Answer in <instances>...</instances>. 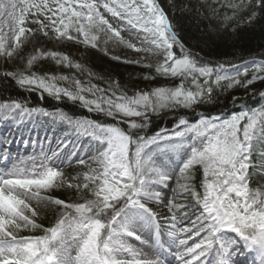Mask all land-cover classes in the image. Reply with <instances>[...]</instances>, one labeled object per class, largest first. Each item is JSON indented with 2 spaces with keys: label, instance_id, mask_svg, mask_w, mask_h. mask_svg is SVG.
<instances>
[{
  "label": "snow or ice",
  "instance_id": "obj_1",
  "mask_svg": "<svg viewBox=\"0 0 264 264\" xmlns=\"http://www.w3.org/2000/svg\"><path fill=\"white\" fill-rule=\"evenodd\" d=\"M214 5H207L214 15L219 17V9H225V24L235 21L239 26L255 21L264 0H214ZM169 6L181 12H192L194 7L191 3L178 6L174 0H169ZM125 31L137 38L139 46L124 38ZM36 34L95 49L118 64L154 69L155 75L145 74L143 80L159 76L179 83L129 95L126 85L114 76H101L60 51L38 52L27 65L51 58L57 65L87 71V86L75 76L0 74L14 78L22 88L57 100L67 98L89 112L127 124L125 129L73 118L63 110L29 107L23 101H0L4 121L47 116L97 142L94 155L76 162L83 166L76 177L69 178L65 169L50 163L67 143L52 156H30L0 174V264H171L167 254L174 255L176 264H236L238 255L249 252L255 254V264H264V183L253 187L251 171L254 154L264 170V105L230 117L200 113L195 122L177 113L171 131L163 129L150 137L136 132L147 128L162 110L194 109L214 99L218 90L248 89L264 81V59L209 63L182 41L159 0H0V57L12 59L24 41ZM120 47L141 54L140 58L113 54ZM152 57L160 59L153 64L148 62ZM92 78L103 80L106 87L91 83ZM58 81L70 82L71 87L57 86ZM250 93L264 97L261 89ZM172 140L190 150L175 178L162 171L149 152L154 145L163 151L170 146L163 142ZM4 142L11 144L12 139L0 138ZM0 159H8L7 151ZM169 187L170 198L163 191ZM59 188L80 193L81 200L47 194ZM33 201L54 210L48 226L37 222L40 211L32 206ZM132 210L150 216L157 229L166 226L176 251L150 248L146 252L130 244L129 239L148 243L122 221ZM25 230L41 234L23 235ZM228 233L239 237L243 251L226 239Z\"/></svg>",
  "mask_w": 264,
  "mask_h": 264
},
{
  "label": "trees",
  "instance_id": "obj_2",
  "mask_svg": "<svg viewBox=\"0 0 264 264\" xmlns=\"http://www.w3.org/2000/svg\"><path fill=\"white\" fill-rule=\"evenodd\" d=\"M174 2L178 6L187 5L189 3L194 6L192 12L173 11L171 19L175 25V30L186 46L191 48L194 52L200 53V56L209 63L215 64L217 61L228 60L236 64H241L244 60H249L252 57L264 59V9L259 10L260 15L257 16L255 21L251 24L241 23L237 26L235 21H229L225 28L220 30L212 25L214 14L211 12L210 8L207 7V5H214V0H174ZM201 4L205 5V7H199ZM219 11H225V9H219ZM197 12H199V14H197ZM228 14L231 15V12L229 11ZM241 15H247V13H242ZM234 27L236 30L233 33L232 28ZM64 45L74 62H81L85 67L90 68L93 72L101 76H114L116 80L126 85V90L129 95L141 89L150 90L152 86L175 87L179 83L178 80L159 76H157L154 81H146L143 80V75H155L154 69L150 71L141 65L118 64L112 61L109 56L94 49L82 50L79 46L72 43ZM176 51L179 54L178 48ZM113 54L131 58L138 55V53L124 47L115 49ZM55 63L56 62H53L51 58H48L46 62H43L41 67H43V70L47 69L49 71V68ZM3 73L4 71L0 69V74ZM250 76L251 74H249L248 78H250ZM91 83L98 84L100 87H106L103 80L92 79ZM87 84L88 82L86 86ZM255 84L258 89L264 90V81L256 82ZM243 90L244 88L239 86L227 90H218L214 99L199 104L195 106L194 109L182 110L183 108L178 107L173 111L162 110L160 114L154 115L151 118L147 128L138 129L136 132L138 135L150 137L156 135L163 128L172 129L177 124V113H182L184 116L193 114L195 122L200 118V113L205 115H219L239 107L250 108L253 97L243 98L241 103L238 102L239 100L236 101V99H234L235 96L242 97L241 93L243 94ZM53 98L54 97L49 96L47 93H42V91L22 88L16 83L14 78L2 77V75H0V99L2 100L23 101L29 106H51L54 104H56L54 106H58L57 104H59V102ZM235 101L240 106L234 107ZM66 107L69 108V111H79V108H83L79 105H67ZM85 109L83 108V111H85ZM85 114H88L91 119L100 123L119 124L120 127L127 128L126 123L113 119L103 113L85 112ZM82 115H84V113H82ZM254 158H257L256 154ZM254 169L255 167L251 170L253 173L252 186L258 182V173L256 170L254 171ZM52 220L53 219L49 217L47 218V221Z\"/></svg>",
  "mask_w": 264,
  "mask_h": 264
},
{
  "label": "rangeland",
  "instance_id": "obj_3",
  "mask_svg": "<svg viewBox=\"0 0 264 264\" xmlns=\"http://www.w3.org/2000/svg\"><path fill=\"white\" fill-rule=\"evenodd\" d=\"M159 2L165 7V10L167 11L168 6H169V0H159ZM221 15L219 17H217L216 15H214V19L212 20V24L220 29L223 30L225 27V22L223 20V13L224 12H220ZM30 27H34V25H29ZM124 38L126 40L131 41L132 43H136L138 46V40L135 36L130 35L127 31L124 32ZM42 51H62V47H61V43L56 42L55 40L52 39H48L43 37L41 34H36L35 36H30L27 40L24 41L21 50L19 51V54L16 55L14 54V57L12 59H6L4 57H0V61H2V63L5 66L8 67H14V68H24L25 70H29V71H33L34 68L39 65V63L41 62L42 58L36 62H34L31 66L27 65V60L32 56L37 54L38 52H42ZM158 59H160L159 57H152L151 60L153 61H157ZM8 70V69H7ZM66 76L72 77L74 76V71H68L67 74H65ZM57 83H60L62 86L61 87H71L70 82H64V81H58ZM253 90V87L249 86V88L247 89V92H251ZM69 125V124H68ZM70 126V125H69ZM71 135H74V133L77 136H80L85 142L88 141L89 144L93 143L92 146L88 147V149L90 150L89 152H85L86 154H88V156L84 159H87L89 156L94 155L96 147H97V142L91 140L90 137H84L79 135L72 127H71ZM49 142V141H48ZM47 142V143H48ZM44 144V142H42ZM50 143V142H49ZM48 143V144H49ZM183 148L186 149L185 153V159L182 161V163H184L189 154H190V150L188 148L187 145H184ZM64 149V148H63ZM76 149V148H75ZM78 151L81 150V147L77 146ZM76 149V153H79ZM56 152V151H54ZM53 153V152H52ZM152 159L155 161L156 165L159 168H162L164 166V160L162 158V156L165 154H167V151H155L152 152ZM61 154V151L59 152L58 156L54 157L57 158L59 157ZM67 160L65 161L66 165H62L60 163H58L57 165H53V161H50V163L55 166V167H59V168H63L65 169V171L68 173L69 178L71 177H76L80 174L81 171V167L83 166H78V167H73L70 166L71 163V159L69 158V156L67 155ZM261 183H264V170H261ZM170 189V190H169ZM66 191H70V189H66V188H59V189H53L50 190L47 194L53 196L54 198H61V199H67L69 201H76V200H81V194L77 193V195H72L71 193ZM164 193L166 194V196L169 198L168 194L170 193L169 191L172 192V187L169 188H165L163 189ZM32 206L34 208H37L40 211V215L39 217H37V222L39 223L44 217H46L47 214H55L53 209H49V207L47 205H38L35 201L32 202ZM161 212L164 211L163 208L160 209ZM132 213H136V215H139L142 220H141V224L139 225V223H137L136 225H139L138 227H132L133 229H135L143 238L144 241H147V245L142 244L141 241L138 240H134V239H129V243L137 246V247H143V249L147 252L150 249V237L149 235L151 234V225H155L151 219L150 216H148L147 214H145L143 211H138V210H132ZM129 214L126 218H124L122 221L123 223H127ZM159 233L160 235L170 244H174V247H176L175 245V240L174 238L169 234V232L166 230V226L159 228ZM31 232H28L27 230H25L22 234L23 235H31ZM242 242V241H241ZM191 243V242H190ZM155 244V243H154ZM243 247L244 243L242 242ZM168 260L171 261V264H174L175 258L174 255L169 254L167 256Z\"/></svg>",
  "mask_w": 264,
  "mask_h": 264
}]
</instances>
